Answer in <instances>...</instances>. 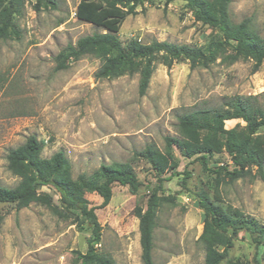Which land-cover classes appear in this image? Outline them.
Masks as SVG:
<instances>
[{"label":"rangeland","instance_id":"rangeland-1","mask_svg":"<svg viewBox=\"0 0 264 264\" xmlns=\"http://www.w3.org/2000/svg\"><path fill=\"white\" fill-rule=\"evenodd\" d=\"M80 0H0V11H10L16 34L0 39V186L13 188L18 179L7 170L9 150L33 135L42 146L41 157L62 151L69 162L67 180L71 190L95 208L102 227L97 253L115 264H142L135 207L146 209L148 197L173 198L162 204L153 230L154 264H203L199 241L204 214L196 194L207 193L223 209L237 210L264 225V183L254 169L232 183L219 182L196 156L186 158L172 146L175 169L158 178L134 153L154 144L164 153V138L178 137V118L198 110L216 109L226 97H252L264 109V60L251 73L250 61L230 64L219 55L208 68L191 70L186 61L167 69L154 62L148 89L138 95V74L100 79L95 76L102 61L84 57L66 69L55 70V57L68 44L93 33L96 26L77 20ZM233 23L250 19L254 31L264 39V0H230ZM216 31L194 21L185 3L150 0L127 17L118 32L122 44L137 40L205 47L217 39ZM239 120L224 122L231 129ZM258 134L264 139V128ZM129 163L139 182L136 194L118 184L112 187L107 206L94 192L81 191L74 182L83 174L92 176L101 164ZM207 169L226 166L220 153L207 160ZM39 192L50 193L46 188ZM52 203L59 206L58 196ZM0 264H78L74 252L85 253L90 230H79L72 218H59L48 208L31 204L17 210L0 205ZM84 222V218H80ZM264 264V249L256 248L249 233L238 231L223 264Z\"/></svg>","mask_w":264,"mask_h":264},{"label":"trees","instance_id":"trees-1","mask_svg":"<svg viewBox=\"0 0 264 264\" xmlns=\"http://www.w3.org/2000/svg\"><path fill=\"white\" fill-rule=\"evenodd\" d=\"M148 1L80 0L75 10L77 20L99 27L104 33H93L79 38L74 45L68 44L55 57V70L66 69L72 62L92 57L102 61L95 74L97 78L138 74V95L142 97L148 89L156 61L167 69L180 61H186L191 70L199 67L206 69L229 49L230 53L225 59L230 64L250 61L251 73L256 72L262 64L264 39L254 31L250 19H243L239 23L230 20V0H179L185 3L194 21L217 32V39L203 48L155 40L148 44L137 40L122 44L118 38L122 23L127 17L136 15L137 8ZM172 1L164 0L165 5ZM10 33L16 34L10 11L4 8L0 11V39L8 38ZM231 120H239L244 126L240 131L239 124L225 129L224 122ZM176 127L178 137L164 138V153L154 144H148L133 155V158L142 159L149 165L159 183L163 181L160 178L163 174L172 172L176 167L170 153L172 146L178 148L186 158L196 156L201 160L204 169L215 175L217 184L242 179L252 168L255 176L264 183V139L258 134L264 128V109L256 105L252 97H226L219 108L198 110L179 117ZM41 152L42 146L33 135L27 137L22 145L8 151L6 167L18 179V183L13 188L0 186V205H13L20 210L31 204H39L59 218H72L73 224L81 231L85 223L90 230V238L85 253L74 252L76 262L115 264L97 253L102 227L94 217L95 208L71 190L67 180L70 166L65 154L58 151L49 158H42ZM220 153L228 156L231 168L216 166L207 169V160ZM115 184L127 187L131 194H136L141 185L129 163L101 164L92 176L81 174L74 182L79 190L94 192L101 198L100 208L109 203ZM40 188H46L50 193L39 192ZM52 195L58 196L59 206L52 203ZM196 198L204 214L199 237L205 251L203 264H223L236 233L241 230L250 234L256 248L264 249V225L237 210L223 209L214 204L204 191L198 192ZM164 203L173 204V198L153 192L146 201L144 211L140 207L133 210L138 220L142 264H154L153 230L157 211ZM81 217L84 222H81Z\"/></svg>","mask_w":264,"mask_h":264}]
</instances>
